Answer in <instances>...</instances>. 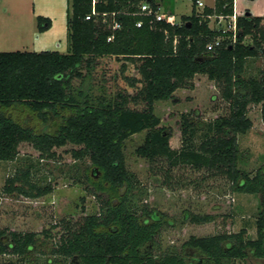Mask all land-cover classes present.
Returning <instances> with one entry per match:
<instances>
[{
	"label": "trees",
	"instance_id": "16d2710c",
	"mask_svg": "<svg viewBox=\"0 0 264 264\" xmlns=\"http://www.w3.org/2000/svg\"><path fill=\"white\" fill-rule=\"evenodd\" d=\"M92 1H67L66 53L0 52V162L15 161L22 143L30 144L41 159L53 158L54 148L75 145L79 149L71 151L74 160L90 162L85 181L94 195L101 193L107 199L98 214L64 225L59 241L48 250L55 260L37 263L31 258L43 248L36 234H7L4 230H0V255L19 259L6 264H186L183 250L188 248L197 252L198 261L193 264H232L246 259L248 253L264 261V168L252 177L239 168L245 164L246 154L240 152L237 140L252 127L247 117L250 104H261L264 121V81L243 77L247 60L264 55V17L249 13L236 17L234 34L210 26L212 18L229 21L234 16V0H214L212 7L205 5L201 10L197 2L205 0H190L191 13L178 25L137 15L140 3L149 2L155 8L157 0H95L98 15L86 20ZM137 22L142 23L140 28ZM114 24L119 28L113 30ZM50 26V20L36 18L38 32ZM215 41L219 44L207 51ZM105 57L123 62L122 77L135 94L118 93L113 98L91 94V71ZM126 64L134 67L137 78L124 75ZM197 75L216 84L228 114L206 124L183 116L181 146L172 149L171 131L160 126L154 104L173 99L178 90L192 91ZM74 80L80 81L79 87L73 88ZM130 104H143L144 108L136 110ZM12 109L27 112V117L14 118L9 113ZM36 125L52 131L40 132ZM142 132L143 142L134 153L150 165L167 164L163 186H174V168L189 167L225 178L235 193L260 196L256 239L246 240L244 230L192 236L180 252L170 248L156 254V239L172 222L147 209L138 214L128 195L137 179L126 167L124 143ZM4 192L37 199L51 193V187L32 183L25 171L7 179ZM184 219L196 225L213 220L190 214ZM44 234L48 236V232Z\"/></svg>",
	"mask_w": 264,
	"mask_h": 264
},
{
	"label": "rangeland",
	"instance_id": "374dc122",
	"mask_svg": "<svg viewBox=\"0 0 264 264\" xmlns=\"http://www.w3.org/2000/svg\"><path fill=\"white\" fill-rule=\"evenodd\" d=\"M259 2L263 3L264 0ZM162 5L163 13L171 14L176 22L181 16H188L191 11L190 0H164ZM210 22V26L216 30L227 29L229 26L226 19L215 22L212 18ZM245 42L250 41L247 39ZM122 63L113 57L97 60L89 80L93 96L104 94L106 98H113L118 93L135 94V89L128 87L122 77ZM126 68L124 75L138 77L132 65L126 64ZM243 77L264 81V55L247 60ZM193 84L192 91L178 90L173 99L154 104V114L160 119V126L171 131L169 146L172 149H179L181 146L180 125L183 116L191 118L193 123L206 124L228 114V105L221 99L215 83L203 75H197ZM79 85V80L73 81V88ZM130 108L142 110L144 105L130 104ZM9 113L21 120L27 117V112L19 109H12ZM247 117L252 127L245 135L237 137L240 152L246 154L245 164H240L239 168L252 177L259 168H264V121L261 104H250ZM28 121L35 126L31 118L28 117ZM36 129L40 132L52 131L41 125H36ZM144 135V132L134 135L124 143V157L128 171L137 179V185L128 195L138 207V214L147 209L163 214L167 223L172 222V226L161 229L156 239V245L159 246L156 254L170 248L181 251L182 245L192 236L210 237L236 234L244 230L246 240L256 239L255 223L260 212V196L235 193L225 178L214 177L205 170L196 171L189 167L174 168L171 172L174 186H163V170L167 168V164L160 161L157 165H150L147 160L138 158L134 153L136 147L142 144ZM195 142L198 143L197 138ZM78 149L75 145L67 144L54 148L53 158L41 159L30 144L22 143L18 147L15 161L0 162V230L7 234H36L43 244V248H40L42 251L31 254V258L36 259L37 263L45 259L55 260L48 250L59 241L64 233V225H72L81 222L86 216L98 214L102 203L107 199L101 193L94 195L85 181L90 162L87 159L74 160L71 151ZM25 171H29L32 183L40 187L50 186L51 193L37 199L16 193L6 194V180ZM97 175L93 177L94 180L98 178ZM186 214L211 216L213 220L207 224H191L188 219H184ZM44 232H48L47 237ZM18 260L12 254L0 255V264L15 263ZM232 264H264V261L255 259L248 253L246 259L234 260Z\"/></svg>",
	"mask_w": 264,
	"mask_h": 264
},
{
	"label": "crops",
	"instance_id": "0c3cea01",
	"mask_svg": "<svg viewBox=\"0 0 264 264\" xmlns=\"http://www.w3.org/2000/svg\"><path fill=\"white\" fill-rule=\"evenodd\" d=\"M67 1L0 0V52L66 53ZM163 1L157 0L156 3L163 8ZM259 1L234 0V17L245 13L264 17V2ZM204 3L212 7L214 0H205ZM38 17L50 20L47 31L40 33L36 30ZM182 17L185 16H181L177 23L180 24Z\"/></svg>",
	"mask_w": 264,
	"mask_h": 264
},
{
	"label": "built area",
	"instance_id": "2783aa9c",
	"mask_svg": "<svg viewBox=\"0 0 264 264\" xmlns=\"http://www.w3.org/2000/svg\"><path fill=\"white\" fill-rule=\"evenodd\" d=\"M94 4H95V0L92 1V9H91V14L89 16L86 17V20H89L91 16H96L98 15L94 9ZM204 7V1H198L197 2V8L201 9ZM138 16L140 17H148L151 18L153 21L155 22H165L167 24L170 25H178L179 23H177L174 19V17L170 14H165L162 11V8L159 5H155V8L152 7V5L149 2H142L139 5V10L137 13ZM218 20H223V18L219 17ZM142 25L141 22H137L136 27L140 28ZM119 25L118 24H114L112 29H118ZM227 30H231L234 34H235V17H231L229 18V26L227 28ZM112 40V37L108 38V42ZM232 41H235V37L233 35L232 37ZM219 44V41H215L214 44H210L207 47V51H211L213 49V47L217 46Z\"/></svg>",
	"mask_w": 264,
	"mask_h": 264
},
{
	"label": "flooded vegetation",
	"instance_id": "af4514ba",
	"mask_svg": "<svg viewBox=\"0 0 264 264\" xmlns=\"http://www.w3.org/2000/svg\"><path fill=\"white\" fill-rule=\"evenodd\" d=\"M171 249H175V248H171ZM178 252H180V251H178ZM183 254H184V261L186 264H193V263H196L198 261L197 252L194 250L184 248ZM45 260H49V259H45ZM47 262H51V261H47ZM30 264H32V263H30Z\"/></svg>",
	"mask_w": 264,
	"mask_h": 264
}]
</instances>
